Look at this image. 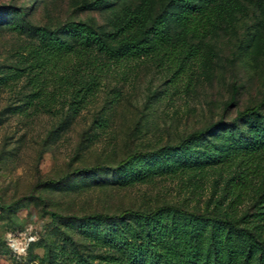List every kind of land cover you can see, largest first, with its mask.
<instances>
[{
  "label": "rangeland",
  "instance_id": "374dc122",
  "mask_svg": "<svg viewBox=\"0 0 264 264\" xmlns=\"http://www.w3.org/2000/svg\"><path fill=\"white\" fill-rule=\"evenodd\" d=\"M241 2L227 20L195 37L177 20L179 8L169 0H0V77L22 65L23 47L38 44L28 26L45 28L75 50L82 47L79 37L60 28L82 23L114 48L126 11L145 3L146 19L135 36L163 16L173 50L193 44L200 52L186 57L169 45L119 58L90 46L82 57L67 56L59 70L75 82H85V74L98 73L99 66L103 71L76 115L68 110L65 91L47 112L30 101L25 78L0 84V264H105L100 259L106 254L119 257L116 244L126 222L82 219L85 215L148 212L164 205L217 214L214 205L223 196L227 171L216 163L232 145V139L224 141V127L237 111L264 100V7ZM13 25L24 29L14 31ZM259 109L264 113V104ZM218 120L221 129L208 134V141L165 150ZM138 151L144 156L117 166ZM96 165L103 168L86 170ZM253 183L240 209L247 216L238 222L241 227L261 224L252 215L262 210L258 195L264 179Z\"/></svg>",
  "mask_w": 264,
  "mask_h": 264
},
{
  "label": "trees",
  "instance_id": "16d2710c",
  "mask_svg": "<svg viewBox=\"0 0 264 264\" xmlns=\"http://www.w3.org/2000/svg\"><path fill=\"white\" fill-rule=\"evenodd\" d=\"M241 1L169 0L170 4L179 8L177 20L195 37L207 35L218 21L227 20L234 11L243 7ZM246 1L264 7V0ZM2 8L10 13H17L9 5H2ZM146 8L148 5L145 3L135 10L126 11V19L118 28L122 37L114 48L82 23H68L60 28L62 32L79 37L82 47L75 50L67 41L49 33L45 28L28 26L27 30L37 35L39 42L21 49L19 62L22 65L10 68L0 77V84L5 85L7 80L25 78L31 86L30 101H36L42 111L47 112L58 102L62 91H65L70 95V99L66 101L68 110L76 115L98 86L99 73L103 71L102 66L98 65V73H86L85 82H75L70 75L59 70L58 63L64 62L67 56L73 54L82 57L90 46H95L105 55L119 58L148 55L169 45L173 50L174 46L170 44L164 30L163 16L155 17L140 36L133 34L137 28L142 27L146 19ZM23 29L19 25L12 27L17 32ZM179 47L173 51H182L186 57H198L200 54L196 45ZM53 86L56 89H49ZM261 104H264V100L260 104L237 111L232 119V126L224 127V141L230 142L232 139V145L220 154L216 163L222 164L227 171L223 196L215 201L216 215L164 205L148 212L126 209L112 215L95 213L82 216L85 220L100 219L117 224L126 222L120 227L122 237L116 244L119 257L109 259L106 254L100 261L106 262L105 264H264V188L258 195L263 205L262 210L257 215H252L255 219L260 218L258 221L261 224L251 228L238 224L247 217L246 213L240 215V209L253 191V182L264 179V113L259 109ZM222 124L218 120L203 129L195 130L165 150H178L190 143L208 141L207 135H214ZM241 124L243 128L240 127ZM144 154L139 151L131 153L120 160L117 166L126 165ZM233 167H238L239 171H230ZM101 168L103 167L96 165L86 170ZM224 203H227L226 208ZM51 215L58 217L53 213ZM128 220L147 221L153 223V226L147 228L142 224L132 225ZM233 235L241 246L234 245Z\"/></svg>",
  "mask_w": 264,
  "mask_h": 264
},
{
  "label": "built area",
  "instance_id": "2783aa9c",
  "mask_svg": "<svg viewBox=\"0 0 264 264\" xmlns=\"http://www.w3.org/2000/svg\"><path fill=\"white\" fill-rule=\"evenodd\" d=\"M30 240H31V238L29 237V238H28V241H30ZM27 244H28V243H27ZM27 244L25 245V247L27 246ZM19 245H20V244H19ZM11 246L13 247V246H15V245H11ZM25 247L22 246L21 250L25 249ZM15 249H17V247H16Z\"/></svg>",
  "mask_w": 264,
  "mask_h": 264
},
{
  "label": "clouds",
  "instance_id": "9594fccd",
  "mask_svg": "<svg viewBox=\"0 0 264 264\" xmlns=\"http://www.w3.org/2000/svg\"><path fill=\"white\" fill-rule=\"evenodd\" d=\"M11 247V245H9ZM13 251H15V248H13ZM19 254H22V253H19Z\"/></svg>",
  "mask_w": 264,
  "mask_h": 264
}]
</instances>
